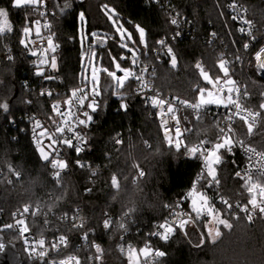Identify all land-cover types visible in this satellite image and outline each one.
<instances>
[{"label": "trees", "instance_id": "16d2710c", "mask_svg": "<svg viewBox=\"0 0 264 264\" xmlns=\"http://www.w3.org/2000/svg\"><path fill=\"white\" fill-rule=\"evenodd\" d=\"M46 1L61 16L59 21H54V31L60 45L56 72L60 81L57 86L62 89L63 98L69 97L72 89L88 84L83 79V52L91 55L96 51L98 64L101 61L102 66L110 68L113 66L108 51L111 50L116 58L123 53L118 47L119 38L112 39L115 34L103 12L104 5L114 8L120 22L130 30L136 23L145 27L150 45L177 30L168 23L170 14L165 7L152 0ZM168 2L173 13H180L178 18L191 23L195 37L188 36L171 44L178 58L175 69L171 67L169 58L164 53H157L155 47L138 53L142 64L152 74V69L155 70L152 77L154 91L178 102L183 100L196 104L199 87L210 86L198 76L195 63L200 62L215 76L219 74L215 66L223 55L232 62L231 76L240 79L245 87L249 96L247 105L261 113L259 125L251 132L247 126H240L241 136L247 145L264 152V110L259 109V104L264 102V80L258 74L254 58L264 45V0ZM231 2L245 6L260 29V41L247 49L243 47L244 44L249 45L247 39L226 10ZM66 4L70 6L66 7ZM0 9H7L14 28V32L0 34V104L11 103L7 116L0 109V226L6 240L16 245L24 264L38 262L26 255L23 238L4 226L14 224L15 212L25 206L34 211L30 222L34 233L48 238L57 235L69 237L70 245L58 256L75 255L81 264H129V248L139 249L148 243L166 253L157 264H264L262 218H253L252 221L235 219L224 212V218L230 220L233 228L224 229L222 226V235L215 243L207 238L200 247H197L200 244L199 230L195 227H188L189 236L184 237L177 232L168 242L151 235L169 216L165 205L174 206L195 182L199 162L182 160L184 148L177 151L164 140L158 118L148 105V96L137 94L135 81L128 82L123 90L127 111L119 108L120 101L113 94L102 98V105L93 114L95 118L91 125L84 127L89 144L87 152L79 156L72 153L73 158L90 161L95 175L90 169L75 170L63 176L59 183L52 179L49 160L40 158L36 145L31 141L26 119V115L31 113L50 122L49 105L53 102L39 97V80L30 68L26 49L19 42L23 28L28 26L25 18L37 19L34 13L36 6L16 9L12 7V0H0ZM80 12L87 19V33L96 30L106 37L102 47L97 48L90 39L85 41L82 51L77 39ZM212 32L217 33L213 40ZM7 52L12 53L11 60L6 57ZM107 79L106 76L104 81ZM182 116L186 146L217 138L219 119L205 116L195 122L186 111ZM117 140L122 143L118 144ZM227 160L228 163L220 170L221 185L226 195L237 201V192L243 184L234 176L236 167L232 159ZM139 172L144 174L142 178H139ZM113 176L117 178L118 188L111 183ZM86 188L91 192L86 193ZM105 215H113L117 220L109 231L102 228ZM73 216L76 221H72ZM65 217L69 218L68 222L64 221ZM198 227L201 230L202 224ZM84 233H89L86 244L81 239ZM94 243L101 246L102 253L94 250ZM97 256L102 258L97 260Z\"/></svg>", "mask_w": 264, "mask_h": 264}, {"label": "snow or ice", "instance_id": "6c2138e0", "mask_svg": "<svg viewBox=\"0 0 264 264\" xmlns=\"http://www.w3.org/2000/svg\"><path fill=\"white\" fill-rule=\"evenodd\" d=\"M152 2L159 3V0H152ZM44 0H12V7L16 9H20L26 5L31 6H39L43 5ZM69 7L70 5H65ZM231 7L235 8L236 5L232 4ZM103 12L106 16V19L112 24L115 35L112 37L113 40L116 37L119 38L118 47L126 50L128 56L121 55L119 60L115 56L112 55L111 50L108 51V57L111 60L112 68L108 66L97 67L96 61L98 59L97 52L92 51L91 55L88 59L89 71H90V82L93 87L88 89L87 87L72 89L68 95L69 99L63 102V105L68 111L72 110L73 101H75V106L79 108L87 107L88 111H84L82 113L83 117L86 119H79V116L76 113H73V116L79 120V124L77 126L83 125L85 127L90 126L93 121L94 113L99 111L100 105L99 103L89 96V92L92 93V96H100L101 92L98 91V87L100 84L101 73L105 74L114 86L113 95L120 101L119 108L123 111H127L128 104L123 96V90L126 88L130 81H135L141 91L143 89L149 87V82L145 81L142 73L147 71V69L140 67L138 70H134L135 67L140 63L138 53H140L143 49L151 50L153 47L156 48L157 53L160 51L164 52V55L167 56L170 60L171 67L175 69L178 64V58L175 54L174 47L171 45V41L177 40L180 36L183 35L182 31L176 30L173 32L171 36H165L164 38H160L152 42V45L149 44L147 38V31L145 27L141 24L136 23L133 26V30L127 29L123 23L118 19V12L114 8H109L107 5L103 6ZM43 15V13H40ZM9 12L7 9H0V34L4 32H14L13 26L9 23ZM79 20L81 22V28L78 33L77 39L80 44L83 46L85 41L92 40L99 46H103L106 43V37L99 35L97 32L87 33L84 29L86 17L83 12L78 14ZM180 13L176 12L170 16L168 23L171 26H174L176 29H180L182 23H189L186 19L179 18ZM233 20H236L237 17L233 16ZM249 26H251V22H246ZM25 24L27 27L23 28L21 33L22 38L20 39V44L24 48L28 49L29 45H35L36 40L31 39L33 35V30H35V35L37 37L41 36L42 27L44 29L51 28V25L45 23L41 27V22L39 20L25 18ZM239 31L243 32L244 28H240ZM135 32V36L133 35ZM251 34V33H249ZM211 36L215 38L217 36L216 32H212ZM47 47H41L40 51H36L34 49H29L30 55L39 56L38 64L36 65L35 75L38 77H42L46 80H54V76L46 75V68L49 70L48 66H50V70L53 72L58 71V60L55 58V52L59 45L55 42L54 37L49 35L47 38ZM212 42V41H209ZM159 46V47H156ZM243 47L247 49L249 47L248 44H244ZM53 53L51 59H49L48 53ZM130 57V59H129ZM13 57L9 56L8 59L11 60ZM99 59H102L99 58ZM128 59L129 64L131 66L124 67L122 66L121 61ZM240 58L237 57V60ZM255 61L257 66L260 69H264V47L260 48L259 51L255 53ZM217 68V72L219 74L213 76L210 70H206V68L200 63L197 62L194 65V68L198 71V76L202 78L206 85L211 86V90L207 87H199L197 92V103L192 105V107L196 109H200L204 107L206 104H214L217 106H223L224 108H230L234 106L236 109V116L239 117L240 120L244 122L247 126L249 132L253 130V123L255 122L256 117L260 115L259 111L249 112L247 109H243L245 115H241V103H240V88L237 87V82L231 78L229 62L221 55L218 60V64L215 66ZM114 68V70H113ZM153 74H155V70L152 69ZM84 80H89V76H84ZM223 81V84H222ZM79 93H84L83 96H80ZM137 94H140L139 92ZM41 96L51 97L54 95L53 91L48 90L47 92H41ZM181 104L188 105L190 102L179 100ZM31 103V101H29ZM151 103L154 107H161L167 105V101L157 98L156 96L151 97ZM49 107L52 109L53 113L57 115H61V104L57 101L54 104H50ZM0 109L7 110L8 104H0ZM259 109L264 110V102L259 104ZM172 107L169 105V111H172ZM231 119V118H230ZM166 123V122H165ZM67 126V124L65 125ZM56 131L63 132V128L59 125H56ZM35 129H44L40 135H45L47 133V129L44 128V125L41 121L36 120L34 125ZM165 132L169 131L166 127L163 128ZM68 131L74 133L75 139H82L78 134L75 133V128L69 127ZM229 134L224 135L219 143H216L212 147L203 148V147H194L186 149L188 158L197 159L199 158L202 170L199 175H197L195 182L190 185V191L187 192L186 196H183L180 200H178L174 206L165 205L169 210L170 218H166L163 223L158 225L159 231L152 233L151 235L156 236L162 242H168L171 238L177 233H181L184 236H189L188 226L193 225L196 226L198 224H202L201 232L197 233L200 237V244L197 247H200L203 243L206 242L207 238H211V241L215 243L222 235L221 227L224 229H232L233 224L230 223L228 218H223L224 212H231L233 207H236L240 212L248 213L247 219L249 221L253 220L254 212L258 211L260 214L264 215V185L253 183L250 176L245 174L242 175L240 170L235 171L234 176L237 179H240L242 184L247 190V193L251 195V198L247 201V205L251 206V211L249 207L244 206L241 207L239 204L233 205L230 203L228 198H225L224 195L219 196V203L224 205V209H218L216 207L215 197H212L208 194L210 190L219 189L221 185L220 178V170L221 166L228 163V160L225 156L227 153L228 156L234 155L233 146L234 140L231 136L232 129H228ZM48 141L50 142L47 147L44 146L43 141L37 140L36 150L40 155L42 160L48 161L50 157H52L53 153L58 157L60 153L56 150L58 144H64L67 148L74 151V153L79 156L85 148L83 145L87 144V140L83 139V145L73 143V139H62L57 141L52 135L47 136ZM117 143H122V141L117 140ZM170 146H174L177 151L181 150V141L177 138L175 144L173 145L171 141H169ZM77 167L83 168L84 165L76 160L74 162ZM235 164V161H232ZM51 168L59 169L53 174V179L59 183V177L61 173L68 169L69 161L66 159H51ZM143 175V173H141ZM93 175H95V171H93ZM113 187L118 188L117 178L115 176L112 177L111 181ZM199 185V188H198ZM200 189H204L201 191ZM86 193H90L91 189L86 188ZM259 197V202H258ZM188 203L187 209L183 207L185 203ZM179 209V210H177ZM74 211H78L74 210ZM23 213H29V208L27 206L24 207ZM207 218V222H203ZM75 219V217H73ZM15 225L20 226L18 231L22 237H24V243L27 244L28 240L26 237V233H28L29 229L26 225V221L24 219H17ZM102 226L105 229H109L111 227V219H105L102 222ZM5 229H13V224L9 223L4 226ZM82 227V226H81ZM121 228H125L124 224H120ZM206 230V231H205ZM94 231V230H93ZM89 233H84L81 237L82 240L88 239ZM46 241L45 239H39V241L35 245L29 246V255L34 256L39 264L40 261H44L46 257L49 255V249L45 248ZM67 247L68 246V238L66 236H60L58 240L56 239L51 243L50 249L58 251L59 247ZM2 247V245H0ZM93 247L96 249L97 253H102V248L99 244H93ZM153 255V249L150 246H146L141 249L129 248L128 259L131 264H139L140 257H148ZM154 255L157 258H161L166 256V253L163 250H155ZM101 256H97V260L101 259ZM72 260H75V264H80V259L78 257L69 258L67 260H63L60 264H71ZM55 264V261L52 262Z\"/></svg>", "mask_w": 264, "mask_h": 264}, {"label": "built area", "instance_id": "2783aa9c", "mask_svg": "<svg viewBox=\"0 0 264 264\" xmlns=\"http://www.w3.org/2000/svg\"><path fill=\"white\" fill-rule=\"evenodd\" d=\"M158 4H162L165 7V11L168 12L170 14V16L172 14H174L173 11L169 7L168 0H159ZM232 4H235L236 7L235 8L231 7L230 5H232ZM226 10L231 15V17H233V16L237 17L235 22L237 23L238 29L244 28L243 32H241V31H239V32L247 39L249 46L255 45L257 42L260 41V36H259L260 29L257 26V24L252 20L251 13L245 6H243L242 4L237 3V2H231L230 4H228ZM34 13L37 17L36 20H39L41 22V27L45 23H48L51 25V28L44 29L42 27V33H41L40 37H37L35 35V30H33V35L31 37V39L36 40L37 42L35 45L30 44L28 49L25 48L27 53H28L29 59H30V68H31V70H33V73H35L36 65L38 64V60L40 57L30 55L29 49H34L36 51H40L41 47L46 48L47 47V39L46 38L49 35H52L54 37L55 42L57 43L56 34L54 31V21H59L61 18L60 14L58 13L57 10L51 9L48 6L46 0H44L43 5L36 6ZM40 13H43V15H41ZM248 21L251 22V26H249L246 23ZM191 28H192L191 23H182L180 29H177V30L182 31L183 35L180 36L177 40L171 41L170 43L176 44L178 41H180V40H182L188 36H191L194 38L195 34L193 31H192L193 33L191 32ZM249 33H251V34H249ZM211 39L213 40L214 38L211 37ZM262 47H264V45ZM59 49H60V45L54 54L56 59H57V54L59 52ZM159 53H164V52L160 51ZM48 55H49V59H51L53 56V53L49 52ZM121 55H124L127 57L128 53H122ZM9 56L12 57V53L7 52L6 57L8 58ZM254 58H255V55H254ZM129 59H130V57H129ZM226 60L229 62V67L231 69L232 62L228 59H226ZM123 62L127 63L128 66H131L129 64L128 59L124 60ZM140 67L147 69V71L143 72L142 75H143L145 81L149 82V87L145 88V89H143V91H141L139 88V85L136 83L138 86L137 93L139 92L141 95L148 96V105L151 108L152 113H154L156 115V117L158 118L162 137L164 138V140L169 145H170L169 141H171V143L174 145L177 138H179V140L181 141V148H184V153L182 154L181 159L182 160H185V159L197 160L199 162V171H198L197 175H199L200 171L202 170L201 162H200L199 158H197V159L188 158V154H187L186 149L194 148V147H203V148L212 147L216 143H219L224 135H228L229 134L228 129L231 128L232 132L230 134H231V136L235 142L234 146H233V151L235 154L228 156L226 153L225 154L226 158H231L232 161L233 160L235 161L234 165L236 167V171L240 170L242 172V175L245 174L247 176H250L253 183H258V184L264 185V152H261L258 149L251 147L245 143L243 137L241 136V131H240V126H242V124L243 125H245V124L242 120L239 119V117L236 116V109L234 106H231L230 108H227V109L224 107H215V106H204L200 109H196V108L192 107V105H194V104H188V105L181 104L180 102H178L177 100H175L169 96H164L160 93L155 92L154 88H153V81H152L153 74L150 72L148 67H146L142 64L141 60H140V63L135 67L134 70H138ZM256 67L258 70V74L260 75V68L257 66V63H256ZM48 68H49V70L46 68V75L54 76L55 77L54 80H46V79H44L42 77H38L34 74L36 76V78L39 80L40 87L38 90V94H39V97L42 99L53 100L52 104L59 101L61 104L62 114L57 115V114L53 113V111L51 109L50 122L45 121L38 114H31V113L27 114L26 119L29 123L31 141L36 145L35 141L40 140V141H43V143L45 145L47 143H50L47 139V136L52 135L57 141H60L62 139L67 138V139H73L74 144L79 143V144L83 145V139L87 140V137H86L85 131H84L85 126H83V125L77 126L79 124V120H77L76 117L73 116V113H76V115L79 116V119H86V117H83L82 113L84 111H88V109H87V107L81 109L78 106H75V101H73L74 106L72 107L71 111H68L65 108V106L63 105V102L65 100L69 99V97L63 98L62 89L57 86V83L60 81V78L56 77V72H53L50 70V66H48ZM261 70H263V69H261ZM231 78L237 82V87H239L241 90V92H240V103L242 106L241 115H245V112L243 111V109H247L249 112H256V110L252 109L251 107H249L247 105V101H248L249 96L245 91V87H244L242 81L240 79H236L234 76H231ZM222 84H223V81H222ZM112 85H113L112 81L107 79V80L103 81V84H102V91H103L102 96H92L91 92H89L88 94L91 98L95 99L101 107L102 98L110 97L112 95V93L114 91V87ZM86 86L88 89H90L88 84L84 85L83 87H86ZM209 89L211 90V86L209 87ZM48 90L53 91L54 95L51 97L40 95V93L42 91L47 92ZM107 92H109V93H107ZM106 94H107V96H106ZM79 95L83 96L84 93H79ZM152 96H156L157 98H160V99L167 101V105H164L161 107H154L151 103V97ZM169 105L172 107V109H173L172 111H169ZM184 111L189 112L192 116V119L195 122L199 121L202 117H205V116L215 117V118L219 119L220 127H219V133H218L217 138L214 139L213 141L206 140V141H203L202 143H199V144H193L190 146H186L185 140H184L185 128H184L183 119H182L183 118L182 112H184ZM36 120L41 121L42 124L44 125V128L47 129V133L45 135H43V136L40 135V133L44 129H35V131H34V125H35ZM260 121H261V113L258 117H256L255 122L253 123V128H255L257 125H259ZM66 124H67V126H65ZM56 125H59L61 128H63V132L56 131V127H55ZM69 127L75 128V133L78 134L80 137H82V139H75L74 133L68 131ZM164 127H166L169 131L165 132L163 130ZM83 146H84L85 150L81 154H84L87 152V150L89 148L88 140H87V144L83 145ZM55 147H56V150L60 153V155L57 157L55 155V153H53L51 159H66L67 161H69L68 169L61 173L59 180L63 176H65L67 173H69V172L71 173L75 170H85L86 171V170L90 169L91 172L95 171V169L92 168L90 161H81L78 158H73L72 153H74V151L67 148L66 145L58 144ZM51 159L49 160V167H50V171H51V177L53 179V174L56 171H59V169L51 168V166H50L51 165ZM76 160H79L84 165V167L83 168L77 167L76 164L74 163ZM141 173L142 172H139V178H142L144 176V174L142 175ZM197 175H196V177H197ZM198 188H199V185H198ZM200 190L203 191L204 189H200ZM188 191H190V188L185 192V194L183 196H186ZM208 194L212 197H215L216 207L218 209L223 210V208L225 207L224 205H221L219 203V196L224 195V197L228 198L230 203H232L233 205L239 204L241 207L247 206V207H249V209L251 211V206L247 205V201L251 198V195L249 193H247V190L244 187V185H243V188L237 192V196L239 198V200H237V201H234L230 196L226 195L225 191L223 190L222 185L219 186L218 190H216V189L210 190L208 192ZM258 202H259V197H258ZM183 207L185 209H187L188 203L186 202L183 205ZM28 208H29V213H23L24 208H21L15 212V216H14L15 222L17 219H24L26 221V225L29 229L28 233L25 234L27 237L28 243L27 244L24 243L25 252H26V255L28 256V258L32 261H37L34 256L29 255V246L35 245L39 241V239H45V241H46L45 248L49 249V255L44 260L45 264H52L53 261H55V264H60V262L63 260H67L69 258L77 257L75 255H67V256H61V257L58 256L71 243L70 238L67 236H66L68 238V246L67 247L60 246L58 251L51 250L50 249L51 243L54 242L56 239L58 240V238L60 236H64V235H57V236L51 237V238L36 235L34 233L33 228L31 227V224H30L31 213H33L34 211L31 207H28ZM177 210H179V209H177ZM225 212L227 214L232 215L235 219L247 218V215H248V213L240 212L236 207H233L231 212H227V211H225ZM252 214H253V218L264 219V215L260 214L258 211L254 212ZM73 217H72V221H76V219H73ZM109 218L111 219V227L109 229H105L102 226V228L105 231L111 230L117 221L115 216L105 215L102 219V222L105 219H109ZM168 218H170V215L168 216ZM206 219L207 218H205V220ZM83 220H84V218L81 220V223H83ZM64 221L68 222L69 218L65 217ZM15 222L13 224V230L16 231L20 235V233L18 231L20 226H18V225L16 226ZM188 227H195L199 230V232H201L198 225H196V226L189 225ZM1 228L2 227L0 226V233H2ZM157 231H159L158 227L155 229L154 232H157ZM184 237H186V236H184ZM22 238L24 241V237H22ZM84 243L86 244L87 240H84ZM146 246H150L153 249V255L148 256V257H142L141 256V264H157L161 259L164 258V257L157 258L154 255V251L157 249L161 250L160 248L153 246L151 243H148L141 248H144ZM141 248H139V249H141ZM94 250L96 251L95 248H94ZM71 264H75V260H72ZM80 264H81V260H80Z\"/></svg>", "mask_w": 264, "mask_h": 264}, {"label": "water", "instance_id": "95a60500", "mask_svg": "<svg viewBox=\"0 0 264 264\" xmlns=\"http://www.w3.org/2000/svg\"><path fill=\"white\" fill-rule=\"evenodd\" d=\"M56 1L58 3H61L58 0ZM96 47L99 48L100 46L96 44ZM260 77L264 80V69L263 70L260 69ZM108 79L110 80V78ZM7 104H8V109L6 111L2 109L4 116H7L10 113L11 103H7ZM0 196H1V187H0ZM0 245H2V247H0V264H24L22 256L18 251L16 245L6 240V238L2 233H0ZM40 263L45 264V261H40Z\"/></svg>", "mask_w": 264, "mask_h": 264}, {"label": "rangeland", "instance_id": "374dc122", "mask_svg": "<svg viewBox=\"0 0 264 264\" xmlns=\"http://www.w3.org/2000/svg\"><path fill=\"white\" fill-rule=\"evenodd\" d=\"M78 1H79V0H78ZM9 23L11 24L10 17H9ZM110 24H111V23H110ZM111 26H112V24H111ZM125 27H126V26H125ZM80 28H81V25H80ZM80 28H79V31H80ZM126 28H127V27H126ZM84 29H85V31L87 32V19H86V21H85ZM127 29H129V28H127ZM129 30H130V29H129ZM94 31L97 32L96 30H93L92 32H94ZM111 31H112V33H114L113 27H111ZM130 31H131V30H130ZM101 32H105V31L101 30ZM6 33H8V32L6 31V32H4V33L1 34V35H4V34H6ZM114 34H115V33H114ZM133 35L135 36V32H133ZM80 46H81L82 51H84L85 44H84L83 46L80 44ZM121 50H122L123 53H127L126 50H124V49H121ZM89 57H90L89 54L83 52L82 66H83V67L85 66V69H84L85 74H84V76H89V80H87V81L85 80V82H88L89 87L92 88L93 85H92V83L90 82V71H89L88 60H87V63L85 64V59H86V58L89 59ZM117 60H119V58H117ZM121 63H122V66H124V67H129V66H127V64H125V62L121 61ZM96 65H97V67H101V66H102L101 61L99 62V64H98V61H96ZM113 70H114V68H113ZM105 77H106V75L103 74V73H101L100 84H99V87H98V89H97L98 91L101 92V95H100V96H102V94H103V91H102V84H103V81H104ZM209 86H210V85H209ZM86 87H87V86H86ZM109 92H110V91H109ZM109 92H107V93H109ZM106 96H107V94H106ZM205 106L223 107V106H217V105H214V104H206ZM48 144H49V143L45 144L44 146L47 147ZM51 158H52V157H50V159H51ZM50 159H49V160H50ZM43 161H45V160H43ZM223 218H224V216H223ZM220 227H222V226H220ZM142 257H144V256H142ZM129 264H131L130 261H129ZM139 264H141V257H140Z\"/></svg>", "mask_w": 264, "mask_h": 264}]
</instances>
